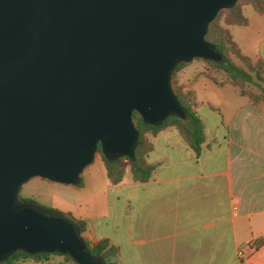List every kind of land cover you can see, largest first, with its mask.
Instances as JSON below:
<instances>
[{
  "label": "water",
  "instance_id": "water-1",
  "mask_svg": "<svg viewBox=\"0 0 264 264\" xmlns=\"http://www.w3.org/2000/svg\"><path fill=\"white\" fill-rule=\"evenodd\" d=\"M236 0H0V262L15 251L98 264L80 224L22 201L38 177L77 185L99 149L133 158L138 132L181 115L173 68L220 56L204 36Z\"/></svg>",
  "mask_w": 264,
  "mask_h": 264
},
{
  "label": "crops",
  "instance_id": "crops-1",
  "mask_svg": "<svg viewBox=\"0 0 264 264\" xmlns=\"http://www.w3.org/2000/svg\"><path fill=\"white\" fill-rule=\"evenodd\" d=\"M245 6L246 24L225 28L239 53L264 69V13ZM218 76L199 60L176 71L201 123L198 154L167 127L145 134L147 180L132 181L125 172L110 185L94 155L80 184H65V212L79 222L80 237L107 239L117 264H264V103L215 83ZM25 264L68 263L54 256Z\"/></svg>",
  "mask_w": 264,
  "mask_h": 264
},
{
  "label": "trees",
  "instance_id": "trees-1",
  "mask_svg": "<svg viewBox=\"0 0 264 264\" xmlns=\"http://www.w3.org/2000/svg\"><path fill=\"white\" fill-rule=\"evenodd\" d=\"M242 5H249L254 11L264 13V0H236L232 7L219 10L209 22L204 38L213 45L220 58L217 61L203 60V62L221 71L220 77H211L215 83H229L253 103H264V88L262 87L264 86V69L262 61H252L241 55L225 28L227 25L242 26L246 24V18L241 12ZM184 64H177L173 68L170 77V85L181 108V115L168 116L158 125H147L135 111H132L131 120L138 132L133 158L121 157L113 161H107L103 158L99 149L96 150L95 153H98L103 161L105 178L110 185L119 183L125 172L129 174L132 181L142 182L150 177L152 166L146 162L145 155L150 150L151 143L146 138V133L154 135L164 128L174 127L185 144L195 154L200 152L204 138L200 120L192 111V95L189 91L183 92L181 90L175 77L177 69ZM206 70L209 69L206 67ZM248 84L254 85L258 92L247 88ZM79 184L80 180L77 185ZM84 244L85 249L98 264H117V248L107 239L98 240L94 243L84 241ZM54 256H62L64 260L76 264L68 253L28 254L22 251H15L0 264H25L29 261L45 262Z\"/></svg>",
  "mask_w": 264,
  "mask_h": 264
},
{
  "label": "rangeland",
  "instance_id": "rangeland-1",
  "mask_svg": "<svg viewBox=\"0 0 264 264\" xmlns=\"http://www.w3.org/2000/svg\"><path fill=\"white\" fill-rule=\"evenodd\" d=\"M244 9L249 10L250 8L249 6H245ZM198 60L201 61L205 65V67L214 72L216 75L221 74V71L218 68L207 65L201 59L193 58L190 61L191 63H196V61ZM262 87L264 88V86ZM247 88L253 89L258 92L255 86L252 84H248ZM94 155H96V157H100L98 153H94ZM68 187L69 186H65V184L51 182L38 177H32L21 185L18 193V198L22 201L32 202L50 211H54L57 213H66L65 208H67L69 206V203L71 202L68 203L63 194H68V189H70ZM59 257L64 260L62 256ZM64 261L68 264H73L69 260Z\"/></svg>",
  "mask_w": 264,
  "mask_h": 264
}]
</instances>
